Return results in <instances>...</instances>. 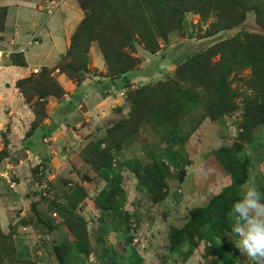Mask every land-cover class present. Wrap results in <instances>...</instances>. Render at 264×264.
<instances>
[{
  "label": "rangeland",
  "instance_id": "1",
  "mask_svg": "<svg viewBox=\"0 0 264 264\" xmlns=\"http://www.w3.org/2000/svg\"><path fill=\"white\" fill-rule=\"evenodd\" d=\"M84 1L90 17L88 26H85L76 37L75 52L80 46L85 47L86 51L87 49L89 51L86 55L89 60L88 65L91 63L92 67H99L100 61L91 62L90 60L91 55L96 54L95 49L97 48L101 61L106 65L108 75L115 72L117 59L123 58L127 65H135L132 79L138 76L147 79L140 80L141 82L136 84V88L127 89L124 98L129 106L128 111L124 112L122 106L114 107L106 117L103 129H94V132L86 134L84 141L81 138L77 140L75 148L68 151L66 170L51 183L49 182L48 187L45 188L48 196H42L44 206H41V209L37 206L32 207L30 218L20 221L22 225L36 224L37 230H43V233L36 232L29 241L28 244L32 252L28 248V252L19 253L12 233L5 234L9 235L7 240L0 238L1 244L7 246L5 249L2 247L1 252L2 255H6L4 264H9L11 261L13 248L17 251V255L21 254L17 258H30L35 264H58L54 254L55 246L66 240L75 241V237L64 223L63 211L70 209L68 205L71 201L77 202L79 204L77 210L87 215L90 241L95 247L99 245L98 248H100V253L97 255H101V249L116 251L118 255L124 253L126 257L123 260L124 264H187V262L191 264H253L240 254L236 247V240L231 239L228 235L231 231L224 235L213 234L211 236L213 228L210 224H206L201 229V233L205 239L214 237L216 247L207 244L206 241H198L200 245L194 252L193 256L195 257L190 261H184L186 251L170 250L169 236L172 229L185 225L190 210L199 206H207L212 197L217 196L222 191L220 189L227 183L222 180L226 173L216 160L214 153L221 146L232 148L237 141H240L248 107L253 105L260 94H264L261 72L255 76L252 68H247L238 74L232 73L229 81L235 91L234 99L239 104V109L221 118L225 119L222 122L224 128L218 135L215 130L211 131L212 129L206 127L201 129L195 138H192L184 121L189 119L188 117L194 110L200 109L203 116H207V111L202 107H196L180 122H172L164 112V107L169 102L166 93L171 89L170 86L178 85L184 89L189 87V84L183 83L176 76L178 67L185 61V58L187 60L197 50L203 51L215 43L205 40V37L214 31L213 26L218 22V18L214 14L203 18L195 13H187L183 26L172 32L167 39L159 38L158 50L151 52L143 38L146 28L134 16L131 17L129 11L123 12L122 9L109 7L107 2L102 3L100 0ZM73 26L74 22H69L67 30H71ZM121 31L129 33V44L123 40ZM230 31L233 34H224V37H232L244 31L264 35V31L256 23L254 13H249L244 24ZM224 37L222 36V38ZM101 41L109 51L108 61L103 55ZM118 52L124 55L120 57ZM125 56L133 60L128 61ZM91 59L93 60V57ZM218 59L219 57L215 58V60ZM70 61H65L66 66H70ZM262 72L264 71L262 70ZM34 75L36 77L34 82L41 81V77L45 75L44 69L42 68ZM46 85L50 89L54 87L52 81L47 82ZM34 86L33 83L27 84L25 87L32 104L37 106L39 94L34 92ZM143 87L154 89L155 94H160V101L151 105V108L154 107L155 120L151 124L142 122L139 125V133H136L133 130L138 126L143 116L139 105H134L133 101L137 97L136 92ZM163 89L166 93L161 94ZM44 92L47 91H42V93ZM135 107L139 110L133 112ZM131 110L132 112H130ZM126 120H130V124L113 134L110 133L114 126ZM143 125L150 130L149 133L147 132V136L141 133ZM256 132L260 134V140L257 142L255 140L251 144L244 141L243 150L238 157L241 161L249 159V181L251 180L264 193V124H259L254 128L253 137ZM153 133L156 135V141L152 138L155 137L152 135ZM189 135L193 142H188L184 146ZM106 138H109L108 142L101 145L102 149H106L107 144L121 146L119 151H113L115 157L112 168L116 173H122L121 186L127 194L126 210L137 214L139 219L138 223L131 225V235L134 238L132 243H127L126 240L129 237L127 233H123L122 230L117 231L111 227L112 225L107 226L102 223L101 219L104 213L92 202L95 203L101 191L107 190L111 183V181L105 182L102 173L95 169L97 160L89 153L95 143ZM218 139H220V143ZM160 158L164 161L167 159L166 162L172 161V167L169 166V176L166 180L167 190L164 191L166 197L155 204L146 194L138 190L139 182L133 174V170L141 172L146 167L151 168ZM182 171L185 173L183 180L190 173L188 175L189 185L184 186L182 183ZM218 177L221 179L218 180ZM238 191H240L241 198L243 187H240ZM229 223L230 229H232L230 217ZM59 229H64L67 234L65 233L64 236L62 233V237L57 236L55 231ZM48 230L51 233L48 234V237H43V234H46ZM226 243L231 244L227 245ZM217 250L220 253H217ZM96 257L93 254L90 256V264L97 263Z\"/></svg>",
  "mask_w": 264,
  "mask_h": 264
},
{
  "label": "trees",
  "instance_id": "2",
  "mask_svg": "<svg viewBox=\"0 0 264 264\" xmlns=\"http://www.w3.org/2000/svg\"><path fill=\"white\" fill-rule=\"evenodd\" d=\"M77 1L84 11L85 17L72 36L70 48L62 58L60 64L54 69L43 68L45 75L41 77L42 79L39 82H34L36 77L32 75L29 78L20 80L18 83L19 90L25 97L27 103L31 105L36 115V120L30 130L31 132L47 117V100L52 96L61 98L65 94L63 88L54 78L53 73L59 70L71 80L81 84L89 70V60L86 56L89 53L88 49L86 51L85 47L80 46L78 51L75 52L76 37L85 26H88V19L90 17L86 10L85 1ZM100 1L102 3L107 2L109 7L122 9L123 12L129 11L131 17L134 16L136 18L146 28V33H143V38H145L151 52L158 50L160 45L159 38L165 40L172 32L179 30L183 26L187 13H195L203 18L214 14L218 18V22L213 26L214 31L206 37H211L241 26L246 22L249 13H254L257 25L264 31V0ZM121 33L123 40L127 42L126 44H129V33L127 31H121ZM101 44L103 55L106 61H108L109 51L102 41ZM117 54L120 57L124 55L121 52ZM125 57L128 61L133 60L130 57ZM216 57H219V59L215 60ZM66 60H71L70 66H66ZM109 64L112 66L110 61ZM134 67L135 65H127L123 58L117 59L115 63L116 70L109 75L122 77L126 86L129 87ZM247 68H252L255 76L258 75V72H261V79L264 82V72H262V70L264 71V35L262 34L244 31L238 35L218 41L203 51L194 52L193 55L181 63L176 73V76L183 83L189 84V87L184 89L175 85L170 86L171 89L167 93L164 89L161 92V94L166 93L169 99V102L164 107L166 117L172 122H180L194 108L202 107L207 111V117L211 121H218L222 117L238 110L239 104L234 99L235 91L232 89L229 79L232 73L238 74ZM49 81L53 82L54 87L51 89L46 85ZM33 83L35 85L33 87L35 88L34 92L39 94L37 106L34 103L32 104L28 90L25 87L27 84ZM42 91L47 92L42 93ZM154 92V89L148 87H143L136 92L137 97L133 101V104L139 105L143 116L138 126L134 130L132 128L136 133H139V125L142 122L151 124L155 120L153 113L154 107L151 108V105L160 101V94H155ZM139 109L135 107L133 112ZM128 124H130V120L122 121L114 126L110 130V133L113 134ZM259 124H264L263 93L247 109V118L240 136V141H237L232 148L221 146L214 153L216 160L226 175L231 177V184L212 198L207 206H199L190 210L188 220L183 227L171 230L169 236L170 250L175 251L176 249H181L182 252L186 251L187 254L184 256V261L191 260L192 255L200 245L198 241H206L207 244L216 247L214 237L205 239L201 233V229L206 224H210L213 228L211 236L213 234L224 235V233L231 231L229 213L233 204L240 199L239 188L249 181V159L246 158L241 161L238 156L243 150L244 141H247L248 144L254 141L252 132ZM108 139L98 141L89 150L91 157L97 160L95 169L102 173L105 182L111 181L109 188L101 191L98 199L95 200V204L104 213L101 219L102 223L107 226L112 225L111 227H114L113 229L117 231L122 230L123 233H127L129 237L126 241L127 243H132L134 238L131 235V225L138 223L139 219L137 214H132L126 210L127 194L121 186L122 173H116L112 168L115 157L113 151H119L121 146L107 144L106 149L101 148V145L103 143L106 144ZM189 139L190 135L184 146L189 142ZM5 144L7 145L6 139ZM6 156L7 151H2L0 153V161L5 159ZM166 160L164 161L160 158L156 165L151 168L146 167L141 172L133 170V174L139 182L138 190L146 194L155 204L166 197V192L164 193L167 190L166 180L169 176V166L172 167V161L166 162ZM184 174V171H182L181 181H183ZM78 205L77 202L71 201L68 205L70 209L63 211L64 223L75 237V241L66 240L62 244L55 246L54 254L58 264H90V256L93 253L96 254V250L90 241L88 221L77 210L79 209ZM33 207H36V205H33ZM8 237L9 235H5L0 227V238L7 240ZM226 244L230 245L231 243ZM2 247L4 249L7 248L6 244L2 245L0 241V264H4L6 258V255L1 254ZM216 252L220 253L218 250ZM116 254V252L110 253L106 251L105 255L100 258V264H120ZM18 255L20 256L21 254ZM18 255L17 251L13 248L9 264H35L30 258H17Z\"/></svg>",
  "mask_w": 264,
  "mask_h": 264
},
{
  "label": "crops",
  "instance_id": "3",
  "mask_svg": "<svg viewBox=\"0 0 264 264\" xmlns=\"http://www.w3.org/2000/svg\"><path fill=\"white\" fill-rule=\"evenodd\" d=\"M84 17L77 0H0V153L7 151L6 158L0 161V227L3 233H12L19 253H26L28 248L32 252L29 241L36 232L43 233V230L36 229L35 223L22 225L20 221L30 218L33 205L39 209L44 206L42 196H48L45 188L66 170L68 151L75 148L78 139L84 141L86 134L103 129L106 117L114 107L122 106L124 112L128 111L124 98L127 89L136 88V84L147 79L138 76L131 80L129 87L126 86L122 77L107 74L106 65L96 48V54L91 55L90 60L100 61L99 67H92L90 63L81 84L59 70L53 73L65 94L47 100V117L31 132L36 115L18 83L42 68L54 69L68 52L71 38ZM69 22H74V26L68 31ZM224 34L233 33L224 31L205 37V40L216 43L227 38ZM188 118L184 125L192 138L206 127L215 130L217 135L224 128V118L211 121L200 109L194 110ZM147 132H150L148 127L141 126L142 135L147 136ZM152 135L156 141V135ZM191 137L190 143L193 142ZM260 138L256 132L254 141ZM188 175L190 173L182 181L184 186L190 184ZM222 180L227 183L222 182L225 185L220 191L231 184V177L226 174ZM63 230L55 231L57 236L62 237V233L65 236L67 233ZM50 233L48 230L43 237ZM93 246L96 254L100 253L99 245ZM101 251L96 257L98 264L106 252ZM122 255L117 253L120 264L126 259ZM193 255L191 260L195 257Z\"/></svg>",
  "mask_w": 264,
  "mask_h": 264
},
{
  "label": "clouds",
  "instance_id": "4",
  "mask_svg": "<svg viewBox=\"0 0 264 264\" xmlns=\"http://www.w3.org/2000/svg\"><path fill=\"white\" fill-rule=\"evenodd\" d=\"M242 187L243 195L229 213L232 229L228 235L248 261L264 264V193L251 180Z\"/></svg>",
  "mask_w": 264,
  "mask_h": 264
},
{
  "label": "built area",
  "instance_id": "5",
  "mask_svg": "<svg viewBox=\"0 0 264 264\" xmlns=\"http://www.w3.org/2000/svg\"><path fill=\"white\" fill-rule=\"evenodd\" d=\"M36 73H37V71H36Z\"/></svg>",
  "mask_w": 264,
  "mask_h": 264
}]
</instances>
